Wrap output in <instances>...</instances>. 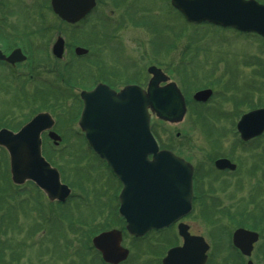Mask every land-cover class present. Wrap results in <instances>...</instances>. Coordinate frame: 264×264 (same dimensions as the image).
I'll return each instance as SVG.
<instances>
[{
  "label": "rangeland",
  "instance_id": "374dc122",
  "mask_svg": "<svg viewBox=\"0 0 264 264\" xmlns=\"http://www.w3.org/2000/svg\"><path fill=\"white\" fill-rule=\"evenodd\" d=\"M169 1L97 0V7L83 24L76 29L67 27L61 35L66 38L65 35L71 37L78 32L81 34L79 42L83 44L86 38L89 39L87 35L85 38V34H108L111 41L101 51L105 72L110 82L119 89L126 84L145 87L149 80L146 69L151 65L161 68L181 89L189 102L183 121L174 125L157 123L154 127L163 147H174L191 164L205 166L204 189L201 190L209 195L203 201L194 203L195 209L187 221L195 232L205 233L214 242L221 257L220 264H234L233 253L228 248L229 232L231 234L240 223L233 217L234 212L248 213L253 218L249 225L264 231V138L251 148L236 144V136L229 132L234 116L230 99L236 97L235 101L243 105L242 111L264 106V39L255 34H238L232 29L207 24H188L172 9ZM28 4L31 6L29 10ZM11 5V20L20 24L18 28L39 21L35 8L40 7V3L36 4L35 0H13ZM43 12L45 27H52L45 38L48 48L45 56H35L32 78L27 79L23 65L13 71L16 75H23V81L25 78L29 80L25 89L28 95L34 90L37 80L57 85L55 88L39 87L44 91L42 102L40 97H36L31 110L29 105L26 109L14 99L22 91L21 88L17 84L7 86V69L0 68L3 81L0 83V128L5 126L15 130L33 113L43 110L54 112L56 125L53 129L63 140L52 148V142L47 141L46 147L56 161L54 157L59 155L57 153L62 155L65 150L64 160L69 161L67 181L76 188L72 190L73 199L61 208L65 217L58 218V206L49 204L33 186H11L7 156L0 150V218L3 219L0 264H101L96 254L84 247L83 238L87 234L93 236L105 226L123 229L117 215L120 186L112 183L108 170L87 148L77 126L81 105L72 95L93 86L87 78L96 75V69L94 65L87 68L86 60L81 63L83 66H68L65 62L71 57L65 56L56 62L50 56V45L56 37L53 28L58 31L59 23L51 13L49 3H45ZM96 38L97 35L93 39ZM102 39L97 38V43L91 48H99L105 42ZM68 68H73L72 73L65 75L64 70ZM56 69L62 76H67L66 80L57 82ZM220 80L228 83V87L222 88ZM206 85L212 86L215 91L209 102L211 104L205 107L193 105L192 94ZM59 90L65 92L64 96ZM221 91L227 93L222 95ZM48 105H53L49 106L52 109ZM200 113L206 120H199ZM176 132H179V137L175 136ZM69 149L73 160L66 156ZM229 153H233L235 161L238 160V171L232 175L218 174L210 166V157ZM203 207L208 214L205 220L199 215ZM81 213L84 215L81 216ZM69 216L72 219L69 220ZM48 218L49 221L46 220ZM77 218L81 224L78 226L82 227L79 230H75L78 227H71L72 220ZM171 231L150 233L137 242L124 234L122 245L129 249L131 255L126 264H155V257L164 256L166 249L178 241ZM173 231L176 232L175 229ZM263 244L264 232L263 241L258 243L254 252L256 264H264Z\"/></svg>",
  "mask_w": 264,
  "mask_h": 264
},
{
  "label": "water",
  "instance_id": "95a60500",
  "mask_svg": "<svg viewBox=\"0 0 264 264\" xmlns=\"http://www.w3.org/2000/svg\"><path fill=\"white\" fill-rule=\"evenodd\" d=\"M94 1L51 0V6L61 19L74 23L91 11ZM170 4L188 23L211 24L264 38V4L255 0H170ZM81 52L85 51L77 49L78 54ZM53 54L61 57L60 39L53 47ZM0 59L4 58L0 56ZM22 60L24 57L18 51L5 59L9 63ZM147 72L152 78L146 90L129 85L115 93L99 84L90 92L80 93L83 109L78 125L88 146L122 185L118 214L133 238L169 227L191 209V166L168 151H158L149 129L150 113L162 121L180 122L185 113L184 99L175 83L159 86L168 80L160 69L151 66ZM210 95L209 90H203L193 97L195 101L206 102ZM53 124L48 113H39L16 133L2 129L0 147L9 154L13 184L30 181L50 201L62 203L69 197L70 190L60 182L57 170L41 154L43 132L49 131L48 137L55 144L60 141L50 131ZM237 128L243 140L260 134L264 129V109L244 115ZM215 166L218 169L235 168L225 159L217 160ZM178 232L184 245L170 249L163 264H203V258L200 261L193 259L202 257L201 253H194L196 242L202 239L189 237L183 224L178 225ZM255 236L239 230L233 235V243L244 253H249ZM121 240V232L111 230L95 236L92 244L105 263L118 264L128 255V250L120 245Z\"/></svg>",
  "mask_w": 264,
  "mask_h": 264
},
{
  "label": "flooded vegetation",
  "instance_id": "af4514ba",
  "mask_svg": "<svg viewBox=\"0 0 264 264\" xmlns=\"http://www.w3.org/2000/svg\"><path fill=\"white\" fill-rule=\"evenodd\" d=\"M50 1L51 0H35L36 4L40 3V7H38V8H35V6L33 7V8H35V15L39 19V21L37 23L33 22L32 24L29 22L26 24L27 25L26 27H23L20 29V28H18L19 27L18 25H20V24L13 23V21L11 20L12 19V17H11L12 5L11 4L13 3V0H0V56H2L4 58V59H0V68L7 69L8 73L6 74L7 76H5V78H7L6 79L7 81H5L7 86L10 87L12 84H17L18 88H21L22 91L19 93V94H21V98H20V95L17 94L16 99H21L22 104L24 105V107L26 109H28L29 99H28V94L25 92V89H26V84L29 82V80H27V79H29L30 77L32 78L31 72L32 71L34 72L35 56L43 55V57H44L45 53L47 52V49H48L47 45H46V39L45 38H46V34H47L48 29L52 28V27H48V28L45 27V22H44L45 14L43 12V7H44L45 3L46 4L49 3V9H50ZM28 5L29 6L28 7L26 6V7L29 10V9H31V6H30V4H28ZM50 11H51V9H50ZM90 15L85 17V19H83L81 22L76 23L74 25L64 23L55 16V18L57 19V22L59 23V25H58L59 30L56 31V29L53 28V30H55V32H56V37L54 38V40L52 41V43L50 45V56L53 58L52 48H53L54 44L58 41V39H61L62 40V46H63V54H62L61 59H63V57H65V56L71 57L69 61L65 62L66 65L78 66L79 64L81 65V63L85 62V60H86L85 64H87V66L86 65L85 66L87 68H92V66L94 65L95 69H96V75H91L92 74V71H91V73H89V75H91V76H89L87 78V76H88V74H87V76L84 77V80H85V78H87V80H89L91 82V85L95 86L99 83H102V84L107 85L111 89L118 91L120 87H116L113 84V82H110V77H109V75H107V72H105V65L103 62L102 48H104L111 41V39L109 38L110 36L108 34H104V35H100L97 33L85 34V38L87 35V36H89V39L86 38V40L84 41L83 44H80L81 34L78 32H74V34L71 35V37H68L67 35H65L66 38H64L61 35L62 32L64 33V30L67 27L68 28L70 27L73 29H76L77 27H79V25L81 23L83 24L89 18ZM25 18L27 20H29L28 16H26ZM28 25H30V26H28ZM93 35L94 36L97 35V38H104V39H102V41H105L97 49L91 48L92 44L97 43L95 41V40H97V38L93 39L94 38ZM79 40H80V42H79ZM89 41H90V43H89ZM77 48H84L87 51V53L85 55H82V56H77V51H76ZM15 51H18L19 55L23 56L25 58V60L21 63H15V64H11V63L5 61V59L8 58ZM60 60H55V61L59 62ZM56 62H55V65H56ZM20 65L24 66V68L26 69V72L28 74L27 79L25 78L24 81H23L24 77H21L23 75H20V76L16 75L13 71L14 68L19 67ZM81 66H83V65H81ZM72 70H73V68L65 69L64 70L65 75H70V73H72L71 72ZM55 71L57 73V77H56L57 82H59V81L61 82L63 79L66 80L67 76H65V77L62 76V73L59 72V69H56ZM66 73H69V74H66ZM39 82H46L49 85H40ZM0 83H3V81L1 80V76H0ZM35 83H37L36 84L37 87L42 86L44 88H54L57 85V84L53 85L52 83H49L45 80H43V81L37 80V82H35ZM219 84L221 85L222 88L228 87V83L222 82L221 80H220ZM232 86L233 85H231V87ZM203 88H211L213 91V96L215 95V93H214L215 91L213 90L212 86H210V87L203 86ZM203 88H201V89H203ZM226 93H227V91H221L222 95L223 94L225 95ZM213 96L211 97L210 101L213 99ZM235 98L236 97H232L230 99V101L232 102V106H233V108H232L233 112L232 113L234 114V116L231 119V125H230L231 127L229 129V132L232 133V135L234 134L236 136L235 137L236 144H238V145L240 144L241 146L243 145V146H246L248 148L254 147L256 142L261 141L264 138V130L259 135L254 136V137L248 139L247 141H242L238 135L239 131L237 129V123H238L239 119L244 114L249 113L253 110L264 108V106L248 108V109H245L244 111H242L243 109H241V107L243 105H241V102H236ZM209 102L205 105H198V104H196V105L205 107V106H209L211 104ZM187 105H188V101H187ZM187 112H188V109H187ZM219 112H222V111L220 110ZM186 115H187V113H186ZM200 115H201V113H200ZM216 131L221 132L219 130H216ZM157 133L158 132L156 130H154L152 132L153 136L157 140V143H158L160 149L168 150V151L172 152L173 154H175L176 156L182 158L187 163H190L174 147L173 148H170L168 146L163 147L161 145L163 143H162L161 139L158 137ZM176 133H178V134L177 135L175 134V136L179 137V132H176ZM210 159H211L210 160V166L212 168H214L218 174H221V175L222 174H231V175L235 174L234 172L238 171V169L240 167L238 160H236V161L234 160L233 153H229L228 155H220L217 157H210ZM219 159L228 160L231 164L235 165V169L230 170V169H217V168H215L214 163L216 160H219ZM191 165L193 168V172H192V193H193L192 211L189 215L184 217V219L182 221L188 226L189 234L191 236L203 238L205 244H202V247L206 246V248L204 249V252L202 254V257H199L198 259H196L194 257V260L200 261L201 258H203V261H204L203 264H213V263L214 264H220L221 257L218 256L217 249L213 245L214 242L212 240H210V238L207 237L205 235V233L195 232L192 225L189 224V221H187V218L193 212L194 203L196 204V201L197 202L203 201L205 199V197H208V195H209L208 193H203L201 190V189H204V188H202V185L204 184L202 182H203V178L205 177V171H206L205 166H203L202 164H199L198 166L193 165V164H191ZM54 204H56V203H54ZM257 206L259 207L258 203H257ZM262 209L264 210V207ZM235 210L236 209H234V211ZM199 215L204 220H205V218H208L207 217L208 214L205 213L204 207L200 210ZM228 216H231V215L228 213ZM56 217H57V215H56ZM233 217L235 219H237L238 221H240V223L236 227L233 228V231L231 232V234L229 232L230 243L228 242V248H230V250L233 253L232 255L234 258V264H249V263L250 264H256V261H255L256 258H254V252L256 250V246L258 245V243L263 241V232L264 231L260 230L259 228H257L254 225H249L250 220L253 221V218H251V216H249L248 213H245V212L239 213V210H236L233 214ZM46 220L49 221V218ZM259 221H263V220L260 219ZM171 229H172V231H171ZM173 229H175V231H176V225L172 226L167 231H171L173 233L172 235L174 236V238L177 239L178 241L176 243H174L173 245L169 246L168 249L182 245L181 238L178 236L177 232L173 231ZM239 230H243V231H246L248 233H253L254 235H256L255 236L256 240L253 241L250 245L249 253H244L243 251H241V249L232 245L233 234ZM90 249H88V250H90ZM168 249H166L164 256H165ZM196 252H198V251H196ZM262 252L264 253V244L262 246ZM164 256L155 257V264H162V259Z\"/></svg>",
  "mask_w": 264,
  "mask_h": 264
},
{
  "label": "trees",
  "instance_id": "16d2710c",
  "mask_svg": "<svg viewBox=\"0 0 264 264\" xmlns=\"http://www.w3.org/2000/svg\"><path fill=\"white\" fill-rule=\"evenodd\" d=\"M260 2H263V1H260ZM41 92H43V91H40L39 89H36V90H34V92L32 93L33 95L31 96L32 98H31V100H30V102H29V109L31 110V105L33 104V103H35V101H37V99H38V97H40V101L42 102V100H41V95H42V93ZM64 93L65 92H63V91H61V96H64ZM36 97H37V99H36ZM65 104V103H64ZM67 104V103H66ZM49 106H53V105H48V107ZM60 107H61V105H59ZM50 109H52L51 107H49ZM32 110H34V109H32ZM51 111V110H50ZM31 112V111H30ZM33 113V112H32ZM34 114V113H33ZM32 114V115H33ZM67 147L69 148V145H67ZM67 150V149H66ZM70 151L69 152H66V156H67V158H71L72 160H73V157L74 156H72V151H71V149H69ZM65 150H63L62 152H63V154L62 155H60V153H58L59 155H57V156H55L54 158H56L57 159V161L56 160H53L52 158H51V151H49L48 149H47V147H45L44 148V152H45V155L47 156V158L52 162V164H54V165H57L60 169H61V172H62V176L64 177L65 175H66V169L68 168L67 166H68V162L69 161H66V160H64V158H65V152H64ZM68 151V150H67ZM66 159V158H65ZM57 162V163H56ZM58 162H59V164H58ZM70 173H71V170H70ZM65 179V178H64ZM66 179H67V177H66ZM65 179V180H66ZM69 184L72 186V187H74V184H72L71 182H69ZM81 216H83L84 214L83 213H81L80 214ZM79 219V218H78ZM77 219V224L78 225H81L80 223H79V220ZM82 221H85V219H81ZM1 223H0V233L2 232V222H3V219L0 221ZM86 225V224H85ZM5 249V248H4ZM4 251V250H3ZM2 250H1V252H3ZM2 257H3V255H2Z\"/></svg>",
  "mask_w": 264,
  "mask_h": 264
}]
</instances>
